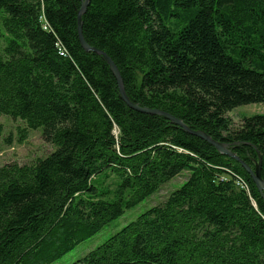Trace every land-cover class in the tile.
I'll return each instance as SVG.
<instances>
[{
	"label": "trees",
	"instance_id": "obj_1",
	"mask_svg": "<svg viewBox=\"0 0 264 264\" xmlns=\"http://www.w3.org/2000/svg\"><path fill=\"white\" fill-rule=\"evenodd\" d=\"M0 0V118L55 151L0 167V264H54L188 173L74 264H264V0ZM44 19V20H43ZM3 126L0 124V138ZM261 160V161H260ZM111 181V182H110Z\"/></svg>",
	"mask_w": 264,
	"mask_h": 264
},
{
	"label": "rangeland",
	"instance_id": "obj_2",
	"mask_svg": "<svg viewBox=\"0 0 264 264\" xmlns=\"http://www.w3.org/2000/svg\"><path fill=\"white\" fill-rule=\"evenodd\" d=\"M264 114V103L251 104L238 107L226 116L231 119L234 126H240L242 120L246 117ZM0 124L3 126V136L0 138V167L9 164L29 165L37 160L46 158L55 151L56 148L43 140L42 129L29 131L27 139L20 143L21 130L26 128V124L21 120H15L9 116L0 118ZM188 178V173L184 172L162 189L148 198L136 208L126 211L123 217L106 226L99 234L92 239L81 243L75 250L67 254L54 264H74L84 257L90 251L105 243L118 230L122 229L131 221H135L139 215L148 209L162 204L169 195L178 189ZM111 182V181H110Z\"/></svg>",
	"mask_w": 264,
	"mask_h": 264
},
{
	"label": "water",
	"instance_id": "obj_3",
	"mask_svg": "<svg viewBox=\"0 0 264 264\" xmlns=\"http://www.w3.org/2000/svg\"><path fill=\"white\" fill-rule=\"evenodd\" d=\"M89 1L90 0H85V2H83L82 5V9L79 11L78 13V32H79V39L81 42V46L82 48L86 51V52H96L100 55H102L105 60L107 61V63L109 64L111 71L113 72V74L115 75L117 82H118V87L120 90V94H121V98L122 100L132 109L141 112V113H145V114H150V115H158V116H163L165 117L168 121H170L171 123H173L174 125L177 126H182L185 130L189 131L183 124L181 121L175 119L174 117L165 114L163 112H160L159 110H151L149 108H145V107H141L137 104L132 103L129 98L127 97L125 90H124V86H123V81L121 79L120 73L116 67V65L112 62V60L107 57L105 54L97 51L96 49L92 48L90 45L87 44V42L85 41L84 37H83V32H82V15L85 14V12L87 11V7L89 5ZM192 133L198 137H201L202 139L208 141L210 144H212L213 146L216 147V149L225 155L231 156L233 158H236L239 162H241L242 166L247 170V172L252 176L254 183L256 184L257 188L263 192L264 191V180L261 177V162L258 164L255 172H253L251 170V168L241 159H239L237 157L236 154H234L233 152H231L230 149H228V147L225 144H221V143H217L212 141L206 134L201 133V132H193ZM261 161V160H260Z\"/></svg>",
	"mask_w": 264,
	"mask_h": 264
},
{
	"label": "bare ground",
	"instance_id": "obj_4",
	"mask_svg": "<svg viewBox=\"0 0 264 264\" xmlns=\"http://www.w3.org/2000/svg\"><path fill=\"white\" fill-rule=\"evenodd\" d=\"M44 20V19H43Z\"/></svg>",
	"mask_w": 264,
	"mask_h": 264
}]
</instances>
